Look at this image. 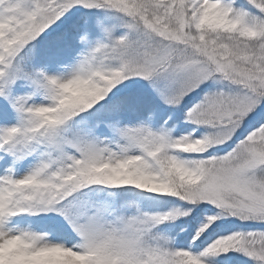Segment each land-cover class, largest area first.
<instances>
[{
	"label": "snow or ice",
	"instance_id": "6c2138e0",
	"mask_svg": "<svg viewBox=\"0 0 264 264\" xmlns=\"http://www.w3.org/2000/svg\"><path fill=\"white\" fill-rule=\"evenodd\" d=\"M0 264H264V0H0Z\"/></svg>",
	"mask_w": 264,
	"mask_h": 264
}]
</instances>
